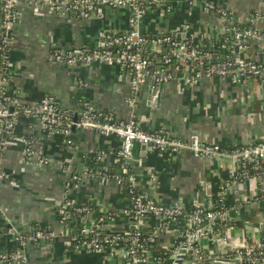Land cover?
I'll list each match as a JSON object with an SVG mask.
<instances>
[{"label": "crops", "instance_id": "1", "mask_svg": "<svg viewBox=\"0 0 264 264\" xmlns=\"http://www.w3.org/2000/svg\"><path fill=\"white\" fill-rule=\"evenodd\" d=\"M46 1L24 0L17 8L14 42L7 58L10 95L17 104H36L52 96L62 109L69 112H77L79 102L83 101L112 113L118 120H127L134 114L135 121L143 129L165 128L181 139L196 136L203 142L223 147L264 141V86L251 82L233 84L229 80L203 79L191 88L187 82L177 80L168 83L157 105L150 101L146 91L141 94L138 91L136 98L139 100L132 111L127 102L135 94L130 80L120 77L117 67L98 64L67 67L56 63V52L75 47L92 51L98 44L100 31H127L130 13L106 8L87 19L49 15ZM193 2V6H189L182 1L173 7L172 13L164 16L160 12L165 6L151 9L143 21V33L147 36L175 34L180 37L182 25L188 23L204 33L208 41L218 42L222 38L225 22L218 12L206 11L207 3L230 11L241 25H246L255 11H264V0ZM3 4L4 0H0V22ZM257 43H251L249 56H257ZM34 126L31 121H23L15 133L19 137L36 135L44 152L51 158L49 166H38L35 162L25 164L22 142H14L8 136L2 153V169L12 176V181L0 183V206L18 228L30 232L38 226H51L69 236L75 230L77 219L63 226L55 218V213L67 212L74 204L90 205L97 214L114 210L118 212L113 223L115 230L131 229L130 219L122 213L129 206V200L116 183L88 180L86 185L82 183L79 188L66 190L68 176L63 173V166L66 165L70 172V163L72 167L73 163L85 164L87 155L98 151H117L120 138L76 130L73 133L75 146L67 152L59 138L47 139ZM104 162L103 167L117 172L120 165L118 158L106 156ZM129 165L137 176L139 190L149 199L164 204L181 201L188 209L218 198L221 187L228 182L235 167L229 160L199 159L189 152H182L175 159L166 161L140 145H135ZM151 168H154L158 180L156 185L149 176ZM257 189L258 185L252 183L247 188L239 184L227 191L230 208L241 216L239 221L231 224L233 229L228 231L235 244L240 245L257 235L255 228L264 223V208H249L243 202L252 197ZM145 223V227L149 228L155 222L147 220ZM261 236H264V230L257 237ZM170 237L166 236L168 239L164 243L170 241ZM7 238H0V253L16 250V245ZM55 243L46 247L30 246V264H110L100 255L72 251L68 237L63 236Z\"/></svg>", "mask_w": 264, "mask_h": 264}, {"label": "built area", "instance_id": "2", "mask_svg": "<svg viewBox=\"0 0 264 264\" xmlns=\"http://www.w3.org/2000/svg\"><path fill=\"white\" fill-rule=\"evenodd\" d=\"M18 1L4 0L1 12L0 183L12 181V176L2 169L7 136L14 142H22L25 164H51V158L44 152L36 135H16L15 131L23 121H31L47 139L61 137L67 152L75 146L74 126L77 130L95 132L100 136H117L120 138L117 151L96 153L97 163L101 166L106 156L118 158L117 172L103 166V169L95 171L86 161L83 174H73L66 180L65 188H79L84 177L91 181H113L121 189L126 186L129 206L122 213L128 216L133 227L117 231L113 223L118 212L106 210L97 214L90 205L73 204L62 213L60 221L63 226L70 223L71 214L73 220L77 219L75 230L69 236L51 228L23 232L0 206V238L10 236V241L17 246L13 252L0 253V264H30L28 249L31 245L40 242L54 244L63 236L69 238L72 251L100 255L110 264H264V236L257 237L264 230V223L255 228L257 235L240 245L235 244L228 231L235 223L231 219L239 220L241 216L233 212L235 210L230 208L227 200L230 188L239 184L247 188L255 183L257 191L243 202L249 208L264 202V141L223 147L203 142L196 136L181 139L165 128L143 129L135 121L134 114L127 120H118L112 113L83 101L79 102L80 119L75 123L72 112L59 108L58 100L52 96L36 104H17L10 95L7 58L14 42ZM182 1L189 6L194 4L193 0H47L45 8L49 15L87 19L106 8L130 13L127 31H100L98 44L92 51L81 47L62 50L55 53L54 61L67 67L90 64L117 67L119 76L130 80L135 94L127 102L132 111L139 100L136 93L140 86L156 90L163 84L182 80L194 88L203 79L264 86V11H255L248 23L241 25L230 11L220 9L218 13L225 24L218 42L208 41L204 33L188 23L182 25L180 37L175 34L147 36L143 33L142 24L148 11L165 6L160 12L164 16L172 13L173 7ZM206 5L207 12L217 11L216 4ZM255 42H258V54L249 56L251 43ZM135 145L146 146L149 152L166 161L175 159L182 152H189L199 159L229 160L235 167L228 182L221 187L218 198L205 204H195L189 211L181 201L159 203L139 190L137 176L129 165ZM154 171L151 168L148 172L151 182L156 185L158 180ZM63 173H69L67 165L63 166ZM147 220L155 223L146 228ZM4 228L8 230L7 235L3 233ZM175 232L179 235L175 236ZM165 235L171 236L166 243L162 239Z\"/></svg>", "mask_w": 264, "mask_h": 264}, {"label": "water", "instance_id": "3", "mask_svg": "<svg viewBox=\"0 0 264 264\" xmlns=\"http://www.w3.org/2000/svg\"><path fill=\"white\" fill-rule=\"evenodd\" d=\"M24 2V0H19L18 2H17V8L19 7V5H21L22 3ZM31 8H32V6L31 5H29ZM98 15L99 14V12H97V13H94V14H92L91 16H95V15ZM0 24H1V22H0ZM1 30H3L2 28H1ZM167 85L168 84H163L162 86H160L158 89H156V90H146L145 89V87H142V86H140V88H139V93L141 94V93H144V91H146L147 92V97H149V99H150V101L155 105H157L158 104V102H160V100L162 99V96H163V94L166 92V89H167ZM58 107L59 108H61V105L58 103ZM72 114H73V116H72V119H73V121L75 122V123H78V121H79V119H80V109L77 111V112H72ZM76 126H74L73 127V132H76ZM143 147V149H145V150H147V147L146 146H142ZM76 160V159H75ZM74 160V161H75ZM70 166H71V168H70V172L69 173H67L66 175L68 176L67 177V179L66 180H68L70 177H72L73 176V174H77V175H81V174H83V172H84V170H85V164H83V163H81V164H79V165H75L74 163H73V167H72V164L70 163ZM75 166H77L76 168H77V170L75 169ZM75 170H76V172H75ZM87 178L86 177H84L83 178V185H86V183H87ZM114 184H115V182H113ZM234 187H237V185H235ZM257 207H260V208H264V202H261ZM231 221L232 222H237V221H239V220H236V219H231ZM3 233L5 234V235H7L8 234V230H7V228H4L3 229ZM179 235V232H175V236H178ZM53 246L54 244L53 243H48V242H40V243H37L36 244V246L37 247H40V246H43V247H46V246Z\"/></svg>", "mask_w": 264, "mask_h": 264}, {"label": "trees", "instance_id": "4", "mask_svg": "<svg viewBox=\"0 0 264 264\" xmlns=\"http://www.w3.org/2000/svg\"><path fill=\"white\" fill-rule=\"evenodd\" d=\"M221 8L220 7H218L217 8V11L216 12H219V10H220ZM11 51H12V48H11V50H10V52H9V54L11 53ZM59 138V140H60V144H63V139L61 138V137H58ZM87 164H88V166L91 168V169H93V170H95V171H99V169H103V167L100 165V163H97V154L96 153H93V154H91V155H87ZM122 193H123V195L124 196H126V197H128L129 195H128V189H127V187L126 186H124L122 189ZM189 211H190V209H189ZM9 216V215H8ZM55 218L58 220V221H61L62 220V213L60 214L58 211H56V213H55ZM74 219V216H72V214H71V216H70V220H73ZM76 222H77V220H76ZM58 226H60V224H59V222H58ZM44 228H51V226H38L37 227V229H44ZM113 228L115 229V227L113 226ZM51 229H53V230H55L54 229V227L53 228H51ZM56 232H58L59 233V230H55ZM5 238H6V236H4ZM4 237H2L1 238V240L3 239L4 240ZM9 238H7L8 240H10V236H8ZM163 240H165V239H168V238H166V235L164 236V238H162ZM70 240H69V245H70ZM56 244V243H55ZM35 245V244H34ZM31 246H33V245H31ZM16 248H17V246H16ZM159 252H162V250L160 249L159 250ZM8 253H10V252H8ZM29 254V253H28ZM30 257V256H29Z\"/></svg>", "mask_w": 264, "mask_h": 264}, {"label": "rangeland", "instance_id": "5", "mask_svg": "<svg viewBox=\"0 0 264 264\" xmlns=\"http://www.w3.org/2000/svg\"><path fill=\"white\" fill-rule=\"evenodd\" d=\"M63 17H67V16H63Z\"/></svg>", "mask_w": 264, "mask_h": 264}]
</instances>
